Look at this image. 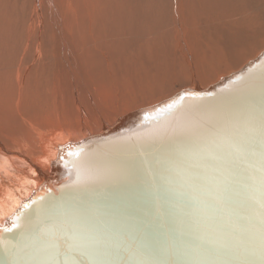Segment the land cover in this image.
<instances>
[{
	"label": "water",
	"instance_id": "95a60500",
	"mask_svg": "<svg viewBox=\"0 0 264 264\" xmlns=\"http://www.w3.org/2000/svg\"><path fill=\"white\" fill-rule=\"evenodd\" d=\"M49 169L0 222V264H264V50Z\"/></svg>",
	"mask_w": 264,
	"mask_h": 264
},
{
	"label": "bare ground",
	"instance_id": "6f19581e",
	"mask_svg": "<svg viewBox=\"0 0 264 264\" xmlns=\"http://www.w3.org/2000/svg\"><path fill=\"white\" fill-rule=\"evenodd\" d=\"M64 1H68V3L64 2L63 5H59V6L55 3L58 6L59 11L61 12L60 15L62 13L68 14L66 16H68L69 19L73 23H76L78 27H80V22L78 19H80L81 17L83 21V28H84L86 25L84 23L85 18L83 19V15L86 16L90 14L88 10L84 11V9L86 8V5L89 4V0H83L84 3L81 0V3L84 5H80L81 7L83 6L82 8L77 7L78 9H80L79 11L75 10L76 8L75 7L73 8V6L69 4V3H72V0H64ZM91 1L93 5H95L94 8L96 9V11L94 12L96 13H93V15L90 17L89 26L92 25L93 21L95 22V19L97 20L98 23H101L99 19L106 16V18H104L103 20L104 27H108L110 24L116 25L117 27H121L123 30L128 29L129 30L128 36L131 35L129 38H127L128 39L127 41L118 42L116 46L111 48L107 53H110L114 56H118L124 53L126 49L128 48V59L129 60H133L134 62H137L138 60L146 59V60H149L150 62H154V61L157 62L154 65L153 71H150L144 65L138 67L136 65H132L124 61L123 58H120L117 61L116 66L118 67V71L121 74H124V76L123 78H121L119 83H117L116 85L110 88L112 91H115V92L120 88V84L121 85L122 83L129 84L130 79L135 80L137 78L136 79L137 81L136 80L135 81L138 82V79H139L138 77L144 80L146 85L155 84V82H157V80L162 77V76L160 77V74L158 73V69L160 67L162 68V63L160 62L159 57H166L171 54L173 55L174 61L168 67L170 69V79L178 77L179 75L184 74V72H186L189 75V77L191 75L188 82L197 84L198 82L202 81V79L203 80L205 79V77L203 76L204 71L203 73H201L200 71V59H202L204 64H206L208 60H212L216 64V69L214 70L212 74L216 73L218 70L220 71L222 69H225L229 65L235 64L232 61L231 63L226 65L222 58L217 57V55L215 54V50L218 46L216 43L218 39L222 37L224 39V36L230 37V38H236L245 32L253 33L251 26L254 24V21L251 20L249 14H246L245 16H243L242 20L234 19L233 18L234 16L226 15V8L227 6L232 5L233 0H197L196 9L198 10V12H195V13L199 14L198 16L199 21L200 22H203V21L212 22L213 26L215 25V28L216 26L217 27L219 26L223 30H218L214 34L210 33L208 34V36H205V35H206V32L208 33L209 31L202 30L200 32V35H198L197 37L193 39L184 37L185 34L191 32V29H192L191 27L193 26V23H194L191 17L192 15L190 16L191 18L189 20L190 26H188L186 23L183 22V15L179 13L181 10L185 9L184 8L185 3L187 5V9L193 10V9H190L191 1L189 0L187 1L185 0H91ZM45 3L46 5L43 8L41 0H0V34L3 35V37H0L2 39V41H0V121L4 120L5 115H8L9 117V115L12 114L10 113L11 110L14 113V110L12 109V107L13 106L18 107L21 104V101L24 99V97H27V98L34 97L35 98V99L33 98L35 100L34 104H36L38 108L42 104L48 105L49 107V103L50 104L54 103L53 106L56 108L60 106V103L56 100L55 96L57 95V86L59 85L60 82H63V80L58 81L59 78L58 80H54V85H53L54 89H52L51 86L48 87L47 80H46V73L48 72L50 75V69L54 68V65L51 66L52 61H54L53 56H52L54 54V51H55V59H57L58 57L60 58L61 56H63V54H65V50L60 42V38L65 33V32L63 33L61 28H63L65 25L63 24V22L59 23V26L57 25V23H54V25H57L56 29L55 30L50 29L51 31L46 32L47 30L46 29V26H47L46 19L47 17L52 16L53 22H54V16H56L54 14V11L56 10V8L54 10V5L51 0H47ZM71 9H74V10L71 11ZM81 10L84 11L83 13L85 14H83ZM50 11L51 13L49 15ZM59 11L57 10V12ZM203 13L211 14V15L204 16L202 15ZM256 15L258 14L256 13ZM198 18H197V22H198ZM214 21L215 22L222 21L223 23L227 22L225 23L227 25H224V24L220 25L221 22L218 25V24H215ZM130 26H133L134 28V30L132 29V34L130 32V29H131ZM37 28L39 29V35H37L38 34L37 31L34 32ZM111 31L113 32L114 30H111ZM34 33H37L35 34L36 37L33 36ZM54 33L56 36V41H55L53 51H50V49L47 46L48 44L45 46H40L41 43H47V36H49L48 42H51V44H54ZM135 33H137L136 37H138L137 39V43L139 44L138 47L135 44H133L134 38L132 37V35ZM114 37H117V36L114 35ZM177 37H180V38H177ZM167 38H170V39L176 38V39L165 40ZM68 41H72L75 45V48L77 49L79 48L78 47L79 43L84 42L85 40L78 35L77 36L73 35L69 38ZM96 42H97L96 39L91 38V44L96 43ZM262 42L263 40L259 41L256 45L258 44L260 45V43ZM33 43L37 45L32 46ZM238 43L240 44L239 52H238L239 60L246 57L245 55L252 52L256 46V45L252 46L248 42H238ZM193 47H196L197 50H195ZM30 49L34 51L30 53L31 54L34 53V59H35L34 60L32 58L34 61L31 59L33 61L31 64H29L30 62L28 63V58L30 57L29 56L30 53L28 54L26 58V55L30 51ZM140 49H150V50L143 51ZM139 51L149 52V53L143 56H140L138 53ZM208 51H210L211 53H209ZM212 54L215 56V58L211 57ZM97 65L98 64H96V66ZM132 66H135L137 68L132 67ZM142 69L149 70V75L146 73L145 75ZM109 70L110 69H108V71ZM96 73L99 74L98 72ZM97 74H95L96 76L94 77L95 80L97 79ZM130 75H134L136 78H133ZM208 77L209 76H207V78ZM49 78L47 79L49 80ZM102 78L106 79L107 77L106 75L104 76L102 75ZM97 82L98 83L100 82L99 79ZM102 82L103 80L101 81V83ZM101 83H99L98 85L99 88L96 87L97 92H98L96 94L101 93V86H100ZM51 84H53L52 79H51L50 85ZM103 84H105V82H103L102 85ZM107 84L109 85L110 82L109 83L107 82ZM143 84H139V86L137 87H141L140 85H143ZM87 85L89 86V83H87ZM94 86L96 85L94 84ZM128 86L130 85L126 86L125 84L123 88L121 87V89L126 91V88L127 90L131 88V86L130 87ZM15 89H17V91H15ZM63 90L66 92L67 96L72 93V88L71 89L62 88V91ZM91 90L89 92V90L87 89L89 93H92ZM95 90L93 89L94 93L96 92ZM14 91L16 94H14ZM52 92H54L53 93L54 97L51 94ZM11 95L14 97L15 101L10 100V97H12ZM90 96L88 97L90 98ZM53 98H54V101H53ZM32 103H33V100H32ZM70 104L71 103H69V105ZM124 105L126 108L127 105L126 104ZM30 107L27 108L28 111ZM66 107H68V105ZM83 108L85 107L83 106ZM35 110H38V109L36 108ZM92 110L90 112H92ZM26 111H24V114L28 113ZM30 111H32V109H30ZM8 117L6 116V118ZM17 125L14 127V129L20 128L21 124L17 123ZM45 127H47V125ZM45 127H43V130ZM56 128H54L55 130H53L52 127H50L49 129L47 128L48 129L47 133L44 134L43 137L41 136L39 138V141L37 142L24 141L25 143L24 145L22 143H19L21 141L19 138L10 140L12 141L11 143L15 145L14 146L15 149L16 147L17 148L19 147L18 149H20L21 147H24L26 145H33V147H37V148L39 147L38 154L30 153L31 152L30 151L27 157L23 156L18 151L17 152L9 151V149L6 148L5 141H7V136L9 135H8V132H6L5 128L2 129V130H5L4 132L1 130L2 132H0V149H1L0 164H1V160L3 159V154L8 153V156H4V158L6 159L4 161L5 165L9 164V160L11 156H15L17 157V159H19L25 164L24 166L28 167L27 169H29V171L27 173L20 166H15V164L12 165L13 170H7L6 166L2 164L3 168L5 169V173L8 175V177H11V178H8L6 180L9 183V184L7 183L8 184L7 186L1 185L2 179L0 178V222L3 221L9 215H11L15 211L16 207L19 205L21 200H23L24 196L27 194L30 195L34 187L38 185L39 182L41 183V181H43L42 179L48 175L50 169L48 170V172L44 169L45 168L48 169L46 164H49L50 160H52L51 158L54 159L55 153H53L52 150L54 152L55 151L57 152L58 150L57 148L59 147V146L57 147L58 143L64 142L63 141L64 138H67V137L68 138L73 137L75 141H78L79 136H76L75 133H72L71 129L68 126H64V125L61 126L62 128V131L60 130L61 132H58L57 131L58 129L56 130ZM83 134L84 136L89 135L87 133H83ZM8 145H10V143ZM28 156H30V158H33V162L37 161L38 166L36 165V163L35 164L31 163L30 162L31 159ZM10 162L12 163L13 161L10 160ZM34 173L35 175H38L39 177L31 178L30 175ZM11 183H13L14 186H17L18 191L14 192L12 190L10 186Z\"/></svg>",
	"mask_w": 264,
	"mask_h": 264
},
{
	"label": "rangeland",
	"instance_id": "374dc122",
	"mask_svg": "<svg viewBox=\"0 0 264 264\" xmlns=\"http://www.w3.org/2000/svg\"><path fill=\"white\" fill-rule=\"evenodd\" d=\"M46 1L41 0L43 8L46 5V3H45ZM51 1L54 5V10L56 8V10L54 11V14L56 16H54V22H53L52 16L47 17V19H46V25H47L46 26V29H47L46 32L51 31L53 29L55 30L56 26L57 25L59 26V23L63 22V24L65 25L63 28H61L63 33L64 32L65 33L60 38V42H61V44L65 50V54H63V56H61L60 58L58 57L57 59H55V51H54V54L52 53L54 61H52V64H51V66L54 65V68L50 69V75L48 72L46 73V80H47L48 87L51 86L52 89H54V87H53L54 80H58V78H59L58 81L63 80V82L59 83L60 87H59V85L57 86V95L55 96L56 100L60 103V106L58 108H56L53 106L54 103H51L52 105L49 103V107H48V105L42 104L38 108V106L36 104H34L35 103L34 97H32V98L31 97H28V98L24 97L26 103L23 99L21 101V104L18 107H16V106L12 107V109L14 110V113L11 110L10 113H12V114H10L9 117H8V115H5L4 120L0 121V124H1L0 132H2V131L4 132L6 130V132H8V135H9V136H7V141H5L6 142L5 143L6 148H8L9 151H14V152L18 151L20 154H22L25 157H27V155H29L30 151H31L30 153L38 154L39 153V147L37 148V147H33V145H26L27 147L24 146V147H21L20 149H18L19 147L18 148L16 147V149H15V147H14L15 145H13V143H11L12 141H10V140L19 138L21 140L19 143H22L24 145H25L24 141H26V142L27 141L37 142V141H39V138L41 136L43 137V135L47 133V131L50 127H52L53 130H55L54 128L57 127L56 130L58 129L57 131L61 132L62 131L61 126L64 125V126H68L71 129L72 133H75L76 136H79V138H78V141H79L80 138L81 139L86 138L92 134L99 133V132L109 128L119 118L125 116L126 114H128L132 111L141 109V108H145V107L155 105L161 101L169 99V98L173 97L175 94H177L178 92H180L181 90H184V89L198 90V91L204 90V89L208 88L209 86L213 85L214 83L218 82L221 78H223V77H225V76H227L233 72L240 70L244 65H246L249 61L255 59L264 50V1L263 0H233L232 5L227 6V8H226V15L227 16L228 15L234 16L233 17L234 19H241L242 20L243 16H245L246 14H249L251 20L254 21V24L251 26L253 33H246L245 32L236 38H230V37L224 36V39L222 37V38L218 39V41L216 42L218 45L217 48L219 47L218 49L216 48V50H215V54L217 55V57L222 58L226 65L231 63L232 61L235 64L229 65L225 69H222L220 71L218 70L216 73L212 74L214 72V70L216 69V64L212 60H208L206 62V64H204L202 59H200V71H201V73H203V71H204L203 76L205 77V79L204 80L202 79V81L195 84V83L188 82L191 75L189 77V75L186 72H184V74L179 75L178 77L170 79V69L168 67L174 61L173 55L171 54V55L166 56V57H159V60L162 63V68L160 67L158 69V73L160 74V77L161 76L162 77L159 78L157 80V82H155V84H153L154 83L153 82L152 83L153 85H146L144 80H142L140 77H138V78L141 80L138 79V82H136L137 78L134 75H130L133 78H136L135 79L136 81L130 79L131 83L130 82H129V84L122 83V85L120 84V88L115 92V91H112L110 88L113 87L114 85H116L117 83H119L121 78H123V76H124V74H121L118 71V67L116 66V63L120 58H123L124 61H126L132 65H136L138 67L144 65L150 71H153L154 65L157 62L156 61L150 62L149 60H146V59L138 60L137 62H134L133 60H129L128 59V48L126 49V51L124 53H122L118 56H114L110 53H107L111 48L115 47L118 42L127 41L128 40L127 38H129L131 35L128 36V32H129L128 29L123 30L121 27H117L116 25L110 24L108 27H104L103 26L104 25L103 20H104V18H106V16L99 19L101 21V23H98L97 20L95 19V22L93 21L92 25L89 26L90 17L93 15V13H96V12H94V11H96V9L94 8L95 5H93L91 0H89V4H87L86 8L84 9V11L88 10V12L90 13L89 15H86V16L83 15V19L85 18L84 23L86 25L84 28H83V21H82V18L80 16H79L80 19H78L80 22V27H78L76 23H73L69 19V17L66 16L68 14L62 13L60 15L61 12L59 11L58 6L63 5L64 2L68 3V1H64V0H56V1L51 0ZM185 1H187V0H185ZM189 1H191L190 2V5H191L190 9H193V10L187 9V5L185 3L184 4L185 9L181 10L179 12L180 14L183 15V22L186 23L188 26H190L189 20L191 17L193 19V22L195 23V24L193 23V26L191 27L192 28L191 32L184 35L185 38H192L193 39V38L197 37L198 35H200V32L202 30L209 31L208 33L206 32L205 36H208V34H210V33L214 34L218 30H223L219 26L218 27L216 26V28H215V25L213 26L212 22H209V21L200 22L199 18H198L199 14L195 13V12H198V10L196 9V1L197 0H189ZM82 2H83V0H82ZM69 4L72 5L73 8L75 7L76 8L75 10H78V11L80 10L78 8L83 7V6L81 7L80 5H84L81 3V0H72V3H69ZM103 9H105V8H103ZM57 10L59 12H57ZM73 10L74 9H71V11H73ZM84 11H82V13ZM50 13H51V11L49 12V15H50ZM58 13H59V15H58ZM256 13L258 15H256ZM83 14H85V13H83ZM202 15L206 16V15H211V14L203 13ZM197 18H198V22H197ZM60 20H61V22H60ZM220 22L214 21V23L218 24V25H219V23H220V25H222V24L227 25V24H225L227 22H224V23L222 21H220ZM54 23H57V25H54ZM130 28H131L130 32L132 34V29L134 30V28H133V26H130ZM111 30H114V31L112 32ZM36 31L38 34L34 33V35H33L34 37H36L35 34L39 35V29L38 28L34 32H36ZM73 35H76V36L78 35L85 40L84 42L79 43V45H78L79 48H77V49L75 48V45L72 41H68L69 38ZM114 35H116L117 37H114ZM122 35H124L125 37ZM136 35H137V33L132 35V37L134 38L133 44H135L138 47L139 46V44L137 43L138 37H136ZM0 37H3V35L0 34ZM41 38H42V36H41ZM48 38H49V36H47V43H41L40 46H45L48 44L47 46L50 49V51H53L55 41H56L55 33H54V44H51V42H48L49 41ZM91 38L96 39L97 42L91 44ZM177 38H180V37H177ZM173 39H176V38H171V39L167 38L165 40H173ZM234 40H236L237 42ZM261 40H263V42L260 43V45L259 44L256 45ZM0 41H2L1 38H0ZM238 42H248L252 46H254V45H256V46L252 52L245 55L246 57L239 60L238 59V52H239L240 44ZM221 43L223 46L221 45ZM219 44L221 47L219 46ZM34 45H37V44L33 43L32 46H34ZM193 48L195 50H197L196 47H193ZM140 50L149 51L150 49H140ZM32 51L33 50L30 49V51L26 55V58H27L28 54ZM208 52L211 53L210 51H208ZM138 53L140 56H143L145 54H148L149 52L139 51ZM29 56L31 58L30 57L28 58V63L30 62L29 64H31L35 60L34 59V53L33 54L30 53ZM211 57L215 58V56L213 54L211 55ZM90 61H92V62H90ZM89 62H90V64H89ZM91 63L93 65V67H92ZM96 64H98V65L96 66ZM57 66H59V67H57ZM109 66H110V68H109ZM132 67H135V66H132ZM201 67H202V69H201ZM135 68H137V67H135ZM108 69H110V70L108 71ZM142 70H143L144 74L146 73L149 75V70H144V69H142ZM96 72H98L99 74H97ZM168 73H169V75H168ZM95 74H97L96 80L98 81V79H99V81H100L99 83H101L102 80H103V82H105V84H103V85H102L103 82L100 84V86H101V93L100 94H96V93H98L96 87L99 88V86H98L99 83L94 79V77H96ZM102 75L103 76L106 75L107 80L104 78L106 81L102 78ZM207 76H209V77L207 78ZM164 77H165V79H164ZM47 78H49V80ZM101 78H102V80H101ZM51 79H52L53 84L50 85ZM141 81H142V83H141ZM107 82L108 83L110 82V84L108 85ZM87 83H89V86L87 85ZM94 84L96 86H94ZM125 84H126V86L127 85L131 86V88L128 90L126 88L127 92L125 90L121 89V87L123 88ZM135 84H136V86H135ZM139 84H143V85H140L141 87H137V86H139ZM130 86H128V87H130ZM132 86H134V87H132ZM85 87H87V88H85ZM59 88H60V90H59ZM62 88H67V89L72 88V93L70 95H68L69 97L67 96V94L64 90L62 91ZM95 88H96V90H95ZM87 89L89 90V92L92 89L91 90L92 93H89L87 91ZM93 89L96 91L95 93H94ZM129 90H131V91H129ZM15 91H17V89H15ZM15 91H14V94H16ZM163 92H164V94H163ZM53 93L54 92H52L51 94L54 97ZM80 93H81V95H80ZM57 96H58V98H57ZM60 96L61 97L63 96V97L61 98ZM88 96H90V98ZM12 97H10V100H14V97L13 98ZM32 100H33V103H32ZM53 101H54V98H53ZM80 101H82V102H80ZM97 102H98V104H97ZM69 103H71L73 105H71V104L69 105ZM33 104L36 105L37 107L34 106ZM124 104L127 105L126 108H125ZM67 105H68V107H66ZM24 106H25V108H24ZM83 106L85 108H83ZM21 107H23V108H21ZM28 107H30V109H32L33 112L30 111V109L28 111L27 110ZM51 107H52V109H51ZM15 108H16V110H15ZM36 108L38 110H35ZM43 108H44V110H43ZM82 108H83V110H82ZM91 110H92V112H90ZM24 111H26L28 113L25 112L26 114H24ZM35 111H37V112H35ZM67 112H69V113H67ZM97 113H99V114H97ZM82 115H83V117H82ZM6 116L8 118H6ZM70 116H71V118H70ZM17 123L21 124L20 128L14 129V127L17 125ZM51 124H52V126H51ZM46 125H47V127H45ZM53 126H55V127H53ZM3 127L5 128V130H2V129H4ZM43 127H45L44 130H43ZM83 133H87L89 135L84 136ZM67 138H64V140H63L64 142H61V143L59 142L57 147L65 144L67 142H75V139L73 137H69L68 139ZM59 139H61V138H59ZM9 143H10V145H8ZM11 145H12V147H11ZM13 147H14V149H13ZM0 151H1V149H0ZM52 152L57 155L56 151L54 152L52 150ZM55 154H54V159L56 158ZM4 156H8V153L3 154V159L1 160L0 178L2 179L1 185L7 186L9 183L6 180L8 178H11V177H8V175L5 173V169L3 168V165H5L4 161L6 160L4 158ZM28 157L30 158V156H28ZM30 159H31L30 160L31 163H34V164L36 163V165L38 166L37 161L33 162V158H30ZM51 159L52 160H50L49 164L54 160L53 158H51ZM10 160L13 162L11 163ZM10 160H9V164L5 165L7 170H13L12 165L15 164V166H20L23 170H25V172L28 173V171H29V169H27L28 167L24 166L25 164L22 161H20L19 159H17V157L11 156ZM49 164H46L48 169H46V168L44 169L47 172L50 168ZM24 168H26V169H24ZM30 177L34 178V177H39V176L35 175V173H34V174L30 175ZM46 177L43 178L42 180L46 179ZM39 184H40V182L38 183V185ZM38 185H36L34 188H36ZM10 186L14 192L18 191L17 186H14L13 183H11ZM28 195L29 194L25 195L24 198L27 197Z\"/></svg>",
	"mask_w": 264,
	"mask_h": 264
},
{
	"label": "snow or ice",
	"instance_id": "6c2138e0",
	"mask_svg": "<svg viewBox=\"0 0 264 264\" xmlns=\"http://www.w3.org/2000/svg\"><path fill=\"white\" fill-rule=\"evenodd\" d=\"M181 99H182V98H181ZM172 106H173V105H171V104H170V105H168V107H169V108H171ZM13 227H16V225H15V224H13ZM8 230H10V229H8Z\"/></svg>",
	"mask_w": 264,
	"mask_h": 264
}]
</instances>
